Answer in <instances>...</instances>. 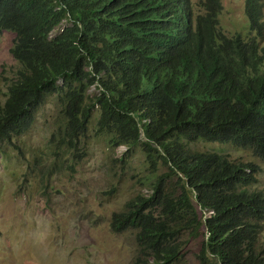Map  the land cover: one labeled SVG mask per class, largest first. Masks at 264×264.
<instances>
[{
	"label": "trees",
	"instance_id": "1",
	"mask_svg": "<svg viewBox=\"0 0 264 264\" xmlns=\"http://www.w3.org/2000/svg\"><path fill=\"white\" fill-rule=\"evenodd\" d=\"M191 2L0 0V35L13 34L19 65L0 99V144L25 135L54 96L55 166L63 150L79 163L97 109L110 147L139 148L152 174L166 169L111 216L112 232L134 233L131 264H176L188 237L199 264H264L258 166L193 148L228 145L264 162V0H243L246 36L222 31L220 0H198L196 14Z\"/></svg>",
	"mask_w": 264,
	"mask_h": 264
},
{
	"label": "rangeland",
	"instance_id": "2",
	"mask_svg": "<svg viewBox=\"0 0 264 264\" xmlns=\"http://www.w3.org/2000/svg\"><path fill=\"white\" fill-rule=\"evenodd\" d=\"M191 1L196 14L198 0ZM220 2L218 21L222 31L229 36H246L243 0ZM13 38L11 33L0 35L2 101L19 68L9 52ZM97 94L94 87L88 91L90 98ZM97 111H93L85 139L81 140L80 147L85 141V156L76 163L74 151L63 150L68 161L62 169L55 166L58 159L50 142L62 121L54 96L37 109L34 123L25 135L0 144V264L132 263L134 233L112 232L111 216L122 211L134 196L150 194L153 177L166 169L160 167L152 174L139 148L127 152L125 147H110L108 139L95 132ZM193 148L221 152L233 160L255 164L260 171L254 188L264 190V162L250 152L205 142H196ZM199 248L200 242L188 237L184 256L176 264H199Z\"/></svg>",
	"mask_w": 264,
	"mask_h": 264
}]
</instances>
